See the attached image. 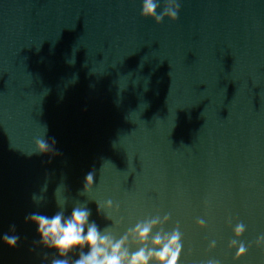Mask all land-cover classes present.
<instances>
[{
  "label": "water",
  "instance_id": "obj_1",
  "mask_svg": "<svg viewBox=\"0 0 264 264\" xmlns=\"http://www.w3.org/2000/svg\"><path fill=\"white\" fill-rule=\"evenodd\" d=\"M140 3L0 0V235L20 236L0 241V264H41L24 217L52 214L58 186L118 234L170 214L180 264H234L229 217L246 243L264 234V0H179L160 24ZM50 138L59 154L35 153ZM89 171L95 187L80 196ZM109 198L118 229L96 213ZM235 264H264V250Z\"/></svg>",
  "mask_w": 264,
  "mask_h": 264
},
{
  "label": "clouds",
  "instance_id": "obj_2",
  "mask_svg": "<svg viewBox=\"0 0 264 264\" xmlns=\"http://www.w3.org/2000/svg\"><path fill=\"white\" fill-rule=\"evenodd\" d=\"M180 11L179 0H141L140 15L151 18L160 24L165 18L177 20ZM56 141L50 139H36L35 148L38 154L58 155ZM95 173L89 171L83 180L80 196H86L95 187ZM47 189H44L46 191ZM37 208L45 203L43 195L32 197ZM55 208L52 214L33 211L24 217L26 223L35 227L38 239L33 240L31 251L36 247L45 249L41 257V264H180L184 250L183 233L179 223L171 230L165 225L171 219L170 214L144 216L137 219L122 233H117L113 227L101 228L92 219V210L87 200H74L71 196L62 194V187L58 186L55 194ZM96 203V213L103 214L104 219L111 220L115 228L125 223V216L121 214V204L109 198ZM131 219V214H129ZM231 228L232 237L227 242V249L233 252L232 261L237 262L246 256L253 247L264 250V234L247 243L242 239L247 227L243 222L233 219L226 220ZM196 225L205 228L204 219H197ZM20 236L16 234L15 225H11L9 232L0 235V241L9 247H16ZM216 240L207 243L205 252L216 249ZM192 249H189L191 254ZM200 264H222L214 257H209Z\"/></svg>",
  "mask_w": 264,
  "mask_h": 264
}]
</instances>
